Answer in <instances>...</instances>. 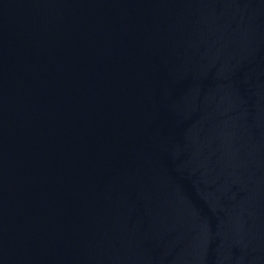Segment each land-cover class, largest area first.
I'll return each mask as SVG.
<instances>
[{
    "label": "water",
    "instance_id": "95a60500",
    "mask_svg": "<svg viewBox=\"0 0 264 264\" xmlns=\"http://www.w3.org/2000/svg\"><path fill=\"white\" fill-rule=\"evenodd\" d=\"M0 264H264V0H0Z\"/></svg>",
    "mask_w": 264,
    "mask_h": 264
}]
</instances>
